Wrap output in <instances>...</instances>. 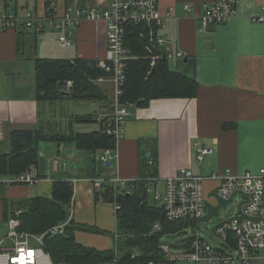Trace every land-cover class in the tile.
<instances>
[{
	"label": "crops",
	"instance_id": "crops-1",
	"mask_svg": "<svg viewBox=\"0 0 264 264\" xmlns=\"http://www.w3.org/2000/svg\"><path fill=\"white\" fill-rule=\"evenodd\" d=\"M109 1L0 0V14H63L70 6L103 8ZM211 1L159 0L160 12L172 11L177 17L166 21L164 33L173 41L174 53L184 52L182 58H167L168 65L196 80V96L157 98L145 105L131 103L112 160H103L102 150H80L71 141L39 142L37 163L23 173L36 182L11 184L7 182L11 177H0V241L6 236V222L13 212L22 211L24 203L36 196L50 198L53 182L65 180L73 185L68 222L91 229L76 230L75 242L99 252H114V260L102 264H117L124 251L116 202L96 200L99 185H115L117 193L145 192L148 203L147 195L152 194L154 202L150 204L161 207L155 195H162L164 179L180 169L201 176L224 169L238 175L264 169V23L253 20L264 0H237L231 18L201 31L195 16ZM186 5L190 12L184 11ZM104 27L92 22L73 27L71 44L65 47L58 43L61 34L52 29L38 33L0 29L1 153H10V135L15 130L69 136L96 131L112 115L113 111L99 110L86 123L69 115L70 120L61 119L55 132H50V119L43 121L41 102L35 96V60L46 57L97 62L105 55ZM50 112L47 105L46 114L51 116ZM201 147L211 153L199 161ZM153 172L155 176H149ZM208 186L214 188L217 183ZM168 237L171 235L163 238Z\"/></svg>",
	"mask_w": 264,
	"mask_h": 264
},
{
	"label": "built area",
	"instance_id": "built-area-1",
	"mask_svg": "<svg viewBox=\"0 0 264 264\" xmlns=\"http://www.w3.org/2000/svg\"><path fill=\"white\" fill-rule=\"evenodd\" d=\"M237 0H212L202 7L195 16L200 30L206 31L210 25L225 23L235 14ZM191 7L185 6L186 12ZM177 19L172 11L160 12L159 0H110L103 8L67 7L63 14L35 15L27 11L22 17L0 14V29H25L34 33L44 29L58 31L61 46L71 44V29L84 22L103 23L105 28L106 49L102 59L97 61V69L104 72L93 82L109 85L112 89L113 112L108 118L105 133L113 136L116 143L125 131L127 108L131 103L121 102L126 81L128 64L138 57L131 53L127 38L137 28L136 41L148 53L146 59L154 67L157 60L164 58H182L183 51L174 53L173 41L164 33L166 21ZM256 22L264 23V5L260 13L253 17ZM72 81L65 82V91L69 92ZM116 150V149H115ZM115 150H102L103 160H112ZM211 150L201 147L197 158L203 160ZM149 164H152L149 161ZM11 184H33L35 178L30 174H21L7 181ZM216 182L217 186L206 188V183ZM115 184V180H113ZM121 187L125 183L121 182ZM100 188V185L98 186ZM223 200L236 199V211L230 222L222 223L216 228L215 235L220 239V247L211 246L196 232L197 222L207 213L206 192ZM162 195H155L161 201L163 217L167 222H188L191 225L171 237L181 236L178 244L160 242L159 251L166 261L172 263L189 262L192 264H264V169L256 174L245 172L238 175L230 169L201 176L190 169H180L175 175L164 179ZM234 193H236L235 196ZM245 195L247 198H245ZM241 204L240 211L237 209ZM115 210H120L115 203ZM243 217V218H242ZM68 223H61L41 235L19 230L18 213L7 219V233L0 241V264H52L48 253L44 252L43 238L46 234L59 235ZM161 231L159 223L153 225L151 233ZM34 243L36 244L35 246ZM131 259L139 255L137 247L131 248ZM148 264H154L152 262Z\"/></svg>",
	"mask_w": 264,
	"mask_h": 264
},
{
	"label": "trees",
	"instance_id": "trees-1",
	"mask_svg": "<svg viewBox=\"0 0 264 264\" xmlns=\"http://www.w3.org/2000/svg\"><path fill=\"white\" fill-rule=\"evenodd\" d=\"M71 1V0H67ZM49 14V13H47ZM135 28L127 38L131 53L138 57L128 64L126 81L123 87L121 102L145 105L159 98H193L197 94L198 84L194 78L182 72L172 70L168 60L161 57L154 67L146 59V50L137 44ZM97 62L83 59L61 60L37 58L35 60V96L40 103L62 99L69 94V99L82 101H106L102 90L92 83L104 76L96 67ZM154 74L148 78L151 70ZM72 81L69 92L65 91V82ZM79 122H90L93 115L76 117ZM108 117L96 131L77 132L69 136L47 135L40 131L15 130L10 135L11 151L0 152V177H17L37 163V148L42 141L74 142L80 150L96 151L116 149L113 136L105 133ZM154 177L155 173H149ZM2 183H0L1 185ZM119 190V189H118ZM119 192V191H118ZM73 197V185L69 181L57 180L52 185L50 198L34 197L24 203L18 213L19 230L30 234L41 235L51 228L68 220L69 208ZM95 199L116 202L118 232L122 236L124 255L117 264H170L159 251V244L165 235H173L187 229L188 222H167L161 207L146 201L145 192L117 193L115 185L103 184L95 192ZM16 213L13 212L12 216ZM159 223L161 231L151 233L154 224ZM87 229L69 221L64 232L59 235L46 234L43 238L44 252L48 253L52 264H102L113 261L114 252H99L79 246L75 242L74 232ZM91 230V229H87ZM137 247L139 255L131 259V248Z\"/></svg>",
	"mask_w": 264,
	"mask_h": 264
},
{
	"label": "rangeland",
	"instance_id": "rangeland-1",
	"mask_svg": "<svg viewBox=\"0 0 264 264\" xmlns=\"http://www.w3.org/2000/svg\"><path fill=\"white\" fill-rule=\"evenodd\" d=\"M65 47V46H63ZM62 49V48H60ZM66 49V48H65ZM147 52H145V56L147 57ZM56 58V57H53ZM92 83L98 85L99 89L103 91L105 97L107 98L106 101H90V100H82V101H76L75 99H68V100H53L48 104L49 102H42L41 103V115H42V119L43 121L47 120L46 118L49 117V121H50V125L48 127H50V132H55V129L58 128L57 126H59V122H61V119H67L70 120L71 117H69V115H73V116H80V115H84V114H91L93 116L97 115V112L99 110H103V111H113L114 107H113V101H112V97H114L112 95V89L111 87L108 85H99L95 82L92 81ZM60 100V101H59ZM47 105H50L52 112V115L49 116L46 114V107ZM108 112V113H109ZM106 113V112H105ZM209 183H206V188L208 187ZM148 200L150 201V203H153L154 201H152L153 199V195L152 194H148ZM206 199L208 201V203L212 204L213 206L218 205V200L216 199V197H214L213 195L209 194V191L206 192ZM156 204H159V201L155 202ZM236 211V199L233 203H229L225 208H221L219 210V214L217 217H212L211 219H209L206 222H197L196 224V230L194 232H196L201 238H203L206 242H208L211 246L214 247H220V245H222V242L220 241V239L215 235V230L216 228H218V226L222 223H226V222H230L232 219V216L234 215ZM181 236H177L176 237H168V238H162L161 241L162 242H166L168 244H178L179 239ZM36 244L34 243L35 246ZM174 264H181V263H174ZM184 264H192L189 262H185ZM233 264H239L237 262H234ZM255 264V263H254Z\"/></svg>",
	"mask_w": 264,
	"mask_h": 264
},
{
	"label": "water",
	"instance_id": "water-1",
	"mask_svg": "<svg viewBox=\"0 0 264 264\" xmlns=\"http://www.w3.org/2000/svg\"><path fill=\"white\" fill-rule=\"evenodd\" d=\"M186 61H187V59H184V62H186ZM153 74H154V69L151 70V72L148 75V78L151 77ZM66 95L69 96L68 93ZM139 104H140V102L137 103V105H139ZM235 195H236V193H234L233 196H235ZM245 198H247L246 195H245ZM216 199L218 200V203H217L218 205H216V206H213L212 204H210L208 202L206 203L207 213H206V215L204 217L201 218V222H206L209 219H211L212 217H217L218 214H219V210L221 208H225L229 203L232 202V198H230L228 200H223V199H221L220 197L217 196ZM240 207H241V204L237 208L239 211H240ZM170 264H174V263L170 262Z\"/></svg>",
	"mask_w": 264,
	"mask_h": 264
}]
</instances>
